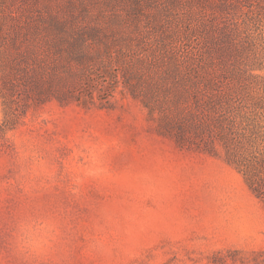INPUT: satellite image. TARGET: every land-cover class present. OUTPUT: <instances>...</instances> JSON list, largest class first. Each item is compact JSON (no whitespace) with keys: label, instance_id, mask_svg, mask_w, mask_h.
Returning <instances> with one entry per match:
<instances>
[{"label":"rangeland","instance_id":"374dc122","mask_svg":"<svg viewBox=\"0 0 264 264\" xmlns=\"http://www.w3.org/2000/svg\"><path fill=\"white\" fill-rule=\"evenodd\" d=\"M50 15L6 129L0 66V264H264V0H0V49Z\"/></svg>","mask_w":264,"mask_h":264},{"label":"trees","instance_id":"16d2710c","mask_svg":"<svg viewBox=\"0 0 264 264\" xmlns=\"http://www.w3.org/2000/svg\"><path fill=\"white\" fill-rule=\"evenodd\" d=\"M49 17L52 22L47 27L37 24L33 28H28L27 33L24 32V34H22V27H18V32L12 40V45L15 50L12 53L9 50L5 51L0 49V66L3 81L2 95L4 97L6 115L1 129L13 126L14 120L18 119L24 112L25 107H20L16 99L18 93H22L27 99H32L36 105L54 99V63L51 66L53 79L45 87L42 78L44 77L46 68L39 57L40 45L37 41V38H40V34L43 32H47L50 36L54 35V15H50ZM83 33L80 32L81 35ZM52 40L51 46L54 55V41L52 42ZM22 43L27 45L26 49H21L20 46ZM127 85L134 96L140 94L138 86L134 83L129 82ZM60 99L64 101L63 98ZM145 103L149 105V103ZM151 109L154 110L155 108L151 107ZM168 124H174L173 119H168ZM177 125L181 126L180 123ZM258 190L260 191L261 188L258 187Z\"/></svg>","mask_w":264,"mask_h":264}]
</instances>
